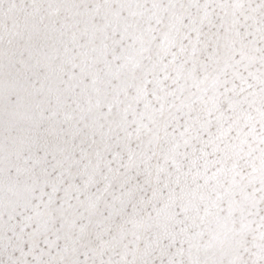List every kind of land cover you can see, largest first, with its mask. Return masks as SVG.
<instances>
[{"label":"snow or ice","instance_id":"6c2138e0","mask_svg":"<svg viewBox=\"0 0 264 264\" xmlns=\"http://www.w3.org/2000/svg\"><path fill=\"white\" fill-rule=\"evenodd\" d=\"M0 264H264V0H0Z\"/></svg>","mask_w":264,"mask_h":264}]
</instances>
